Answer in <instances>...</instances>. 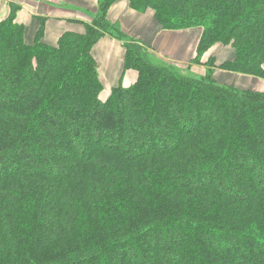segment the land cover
Wrapping results in <instances>:
<instances>
[{
    "label": "trees",
    "instance_id": "trees-1",
    "mask_svg": "<svg viewBox=\"0 0 264 264\" xmlns=\"http://www.w3.org/2000/svg\"><path fill=\"white\" fill-rule=\"evenodd\" d=\"M121 1L196 34L189 63L112 23ZM10 8L0 264H264V0H98L85 32L56 44L48 18L27 40L21 6ZM107 37L137 79L103 98L93 49Z\"/></svg>",
    "mask_w": 264,
    "mask_h": 264
},
{
    "label": "crops",
    "instance_id": "crops-1",
    "mask_svg": "<svg viewBox=\"0 0 264 264\" xmlns=\"http://www.w3.org/2000/svg\"><path fill=\"white\" fill-rule=\"evenodd\" d=\"M12 2L14 0L0 1V21L10 15ZM17 3L21 6L17 22L27 27V36L31 40L34 38L39 26L35 17L43 16L48 18L47 41L56 44L67 31L85 32L82 23H88L90 15L96 13L98 0H19ZM108 19L153 47L155 53L165 59L187 64L195 55L198 41L196 34L164 31L155 22L152 13H137L125 1L115 4L109 10ZM125 53L123 45L110 37L102 39L93 49L104 84L103 98H107L112 88L121 81L128 87L137 79V72L133 70L123 73Z\"/></svg>",
    "mask_w": 264,
    "mask_h": 264
},
{
    "label": "rangeland",
    "instance_id": "rangeland-1",
    "mask_svg": "<svg viewBox=\"0 0 264 264\" xmlns=\"http://www.w3.org/2000/svg\"><path fill=\"white\" fill-rule=\"evenodd\" d=\"M0 1H4V0H0ZM6 1H10V0H6ZM19 0H17V1H15L14 0V3L13 4H16V5H18V2ZM27 40H31L30 38H29V36H27ZM153 52V51H152ZM212 54H215V55H218L220 58H226L227 56H228V50L227 49H224V48H215L213 51H212ZM159 56V55H158ZM159 57H161V56H159ZM173 61V60H172ZM174 62H176V63H178L177 61H174ZM253 82L254 81H251V80H247V79H243L242 81H240V85L242 86V87H245V88H252L254 85H253ZM255 84V83H254ZM258 88H256V89H258V90H260V91H263L264 90V83H262V84H259L258 86H257ZM105 94V93H104ZM107 94V93H106ZM105 94V95H106ZM104 95V96H105Z\"/></svg>",
    "mask_w": 264,
    "mask_h": 264
}]
</instances>
